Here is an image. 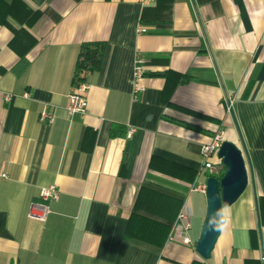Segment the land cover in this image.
I'll list each match as a JSON object with an SVG mask.
<instances>
[{"label":"crops","instance_id":"obj_1","mask_svg":"<svg viewBox=\"0 0 264 264\" xmlns=\"http://www.w3.org/2000/svg\"><path fill=\"white\" fill-rule=\"evenodd\" d=\"M94 42L87 114L70 120L75 63ZM218 129L242 152L248 193L203 260L200 149ZM49 185L48 218L29 219ZM181 212L193 246L168 239ZM0 264H264V0H0Z\"/></svg>","mask_w":264,"mask_h":264},{"label":"built area","instance_id":"obj_2","mask_svg":"<svg viewBox=\"0 0 264 264\" xmlns=\"http://www.w3.org/2000/svg\"><path fill=\"white\" fill-rule=\"evenodd\" d=\"M143 28H139L137 33H144ZM143 65L144 61L140 58H136L133 66V84H132V100H137V95L142 91V87L139 86L138 81L143 77ZM88 91V85L84 82H80L77 85H72V90L67 96V105L65 106V114L68 119L83 118L87 114L88 103L86 94ZM25 96V95H24ZM5 100H9L10 96L6 95ZM228 109L230 111V102L227 101ZM54 120L52 113L42 110L38 114V122L43 124H51ZM134 128H128L125 138H132ZM223 131L221 129L216 130L211 138V141L201 146L200 155L202 158V167L206 171L208 178L219 179L224 173V167L220 163H213L211 160L214 155H217L221 143L223 142ZM58 198V192L54 185L41 188L39 190L37 201L30 203L28 208L27 217L29 219L44 222L50 214L49 203L55 202ZM189 215L187 212H181L175 224L173 225L168 239H172L180 242L185 246H193L188 231L190 229Z\"/></svg>","mask_w":264,"mask_h":264},{"label":"water","instance_id":"obj_3","mask_svg":"<svg viewBox=\"0 0 264 264\" xmlns=\"http://www.w3.org/2000/svg\"><path fill=\"white\" fill-rule=\"evenodd\" d=\"M217 157L224 167V173L219 179L209 177L205 181V217L194 243V250L203 260L210 258L224 225L223 209L230 207L248 184L245 160L238 147L223 141Z\"/></svg>","mask_w":264,"mask_h":264},{"label":"trees","instance_id":"obj_4","mask_svg":"<svg viewBox=\"0 0 264 264\" xmlns=\"http://www.w3.org/2000/svg\"><path fill=\"white\" fill-rule=\"evenodd\" d=\"M142 23H146L142 17ZM104 44L101 42L85 43L80 47L71 79L72 85L85 81L89 73L96 72L100 68Z\"/></svg>","mask_w":264,"mask_h":264},{"label":"rangeland","instance_id":"obj_5","mask_svg":"<svg viewBox=\"0 0 264 264\" xmlns=\"http://www.w3.org/2000/svg\"><path fill=\"white\" fill-rule=\"evenodd\" d=\"M212 162L213 163H220V160L218 159L217 155L215 154L214 157L212 158ZM248 190H244L243 193L240 195V197L237 199V203H242L244 201V199L246 198V195H247V192ZM228 214V208H224L223 209V217H226ZM192 223H193V227L195 228L196 230V223H197V220H192ZM193 233H191V236H192ZM197 240V239H196Z\"/></svg>","mask_w":264,"mask_h":264}]
</instances>
